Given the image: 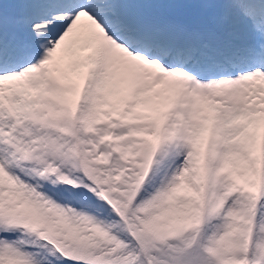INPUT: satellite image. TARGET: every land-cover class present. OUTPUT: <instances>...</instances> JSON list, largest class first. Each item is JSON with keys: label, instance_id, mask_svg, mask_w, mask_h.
<instances>
[{"label": "snow or ice", "instance_id": "1", "mask_svg": "<svg viewBox=\"0 0 264 264\" xmlns=\"http://www.w3.org/2000/svg\"><path fill=\"white\" fill-rule=\"evenodd\" d=\"M0 264H264V0H0Z\"/></svg>", "mask_w": 264, "mask_h": 264}]
</instances>
